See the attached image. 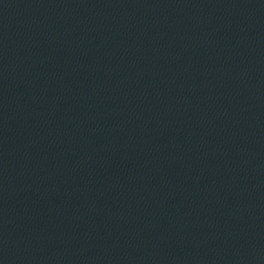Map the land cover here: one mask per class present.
Wrapping results in <instances>:
<instances>
[{
  "label": "water",
  "instance_id": "obj_1",
  "mask_svg": "<svg viewBox=\"0 0 264 264\" xmlns=\"http://www.w3.org/2000/svg\"><path fill=\"white\" fill-rule=\"evenodd\" d=\"M0 264H264V0H0Z\"/></svg>",
  "mask_w": 264,
  "mask_h": 264
}]
</instances>
